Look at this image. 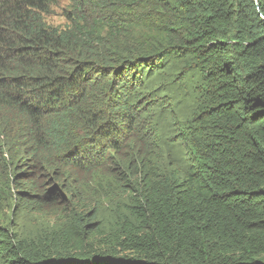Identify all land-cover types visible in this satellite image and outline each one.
Segmentation results:
<instances>
[{"label":"trees","instance_id":"obj_1","mask_svg":"<svg viewBox=\"0 0 264 264\" xmlns=\"http://www.w3.org/2000/svg\"><path fill=\"white\" fill-rule=\"evenodd\" d=\"M0 264H264V0H0Z\"/></svg>","mask_w":264,"mask_h":264},{"label":"rangeland","instance_id":"obj_2","mask_svg":"<svg viewBox=\"0 0 264 264\" xmlns=\"http://www.w3.org/2000/svg\"><path fill=\"white\" fill-rule=\"evenodd\" d=\"M47 21L54 26L62 25L64 23V19L59 14V11H56L52 16L48 17Z\"/></svg>","mask_w":264,"mask_h":264}]
</instances>
